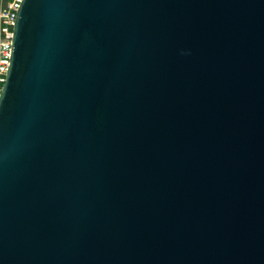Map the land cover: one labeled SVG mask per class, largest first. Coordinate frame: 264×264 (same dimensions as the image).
Listing matches in <instances>:
<instances>
[{
  "label": "water",
  "instance_id": "obj_1",
  "mask_svg": "<svg viewBox=\"0 0 264 264\" xmlns=\"http://www.w3.org/2000/svg\"><path fill=\"white\" fill-rule=\"evenodd\" d=\"M0 264H264V0H23Z\"/></svg>",
  "mask_w": 264,
  "mask_h": 264
},
{
  "label": "built area",
  "instance_id": "obj_2",
  "mask_svg": "<svg viewBox=\"0 0 264 264\" xmlns=\"http://www.w3.org/2000/svg\"><path fill=\"white\" fill-rule=\"evenodd\" d=\"M23 0L0 1V97L12 52L13 29Z\"/></svg>",
  "mask_w": 264,
  "mask_h": 264
},
{
  "label": "trees",
  "instance_id": "obj_3",
  "mask_svg": "<svg viewBox=\"0 0 264 264\" xmlns=\"http://www.w3.org/2000/svg\"><path fill=\"white\" fill-rule=\"evenodd\" d=\"M1 1V0H0Z\"/></svg>",
  "mask_w": 264,
  "mask_h": 264
}]
</instances>
